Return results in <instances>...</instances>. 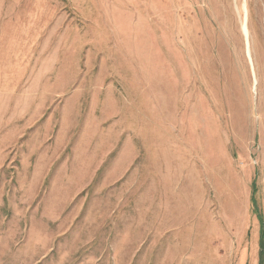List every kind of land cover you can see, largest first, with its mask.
<instances>
[{
  "label": "rangeland",
  "instance_id": "obj_1",
  "mask_svg": "<svg viewBox=\"0 0 264 264\" xmlns=\"http://www.w3.org/2000/svg\"><path fill=\"white\" fill-rule=\"evenodd\" d=\"M0 264H264V0H0Z\"/></svg>",
  "mask_w": 264,
  "mask_h": 264
},
{
  "label": "bare ground",
  "instance_id": "obj_2",
  "mask_svg": "<svg viewBox=\"0 0 264 264\" xmlns=\"http://www.w3.org/2000/svg\"><path fill=\"white\" fill-rule=\"evenodd\" d=\"M244 7H245V6H244ZM246 26H247V25H246ZM246 26H245V27H246ZM245 27H243V28L245 29V32H246V29H247V28H245ZM246 34H247V32H246Z\"/></svg>",
  "mask_w": 264,
  "mask_h": 264
}]
</instances>
